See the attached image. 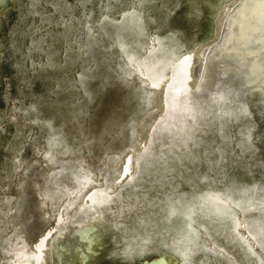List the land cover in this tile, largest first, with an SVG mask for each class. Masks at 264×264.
Returning a JSON list of instances; mask_svg holds the SVG:
<instances>
[{
	"label": "rangeland",
	"instance_id": "1",
	"mask_svg": "<svg viewBox=\"0 0 264 264\" xmlns=\"http://www.w3.org/2000/svg\"><path fill=\"white\" fill-rule=\"evenodd\" d=\"M0 8V264L22 245L38 252L43 234H53L44 264H79L81 223L96 228L87 264L155 256L264 264L257 0H2ZM227 18L229 36L216 44ZM187 53L188 83L176 65ZM166 98L186 100L191 114ZM74 184L80 191L64 209ZM91 191L93 213L83 205ZM252 220L260 243L247 232Z\"/></svg>",
	"mask_w": 264,
	"mask_h": 264
},
{
	"label": "bare ground",
	"instance_id": "2",
	"mask_svg": "<svg viewBox=\"0 0 264 264\" xmlns=\"http://www.w3.org/2000/svg\"><path fill=\"white\" fill-rule=\"evenodd\" d=\"M0 1H2V0H0ZM257 6H258V10H259L260 14L262 16H264V0H257ZM228 19L229 18H227L225 20V22L222 26L220 39L216 44L222 43L223 40H225L229 36V30L226 27V22ZM212 55H213L212 50H210L208 53H206V55L203 59V62L201 63V79H202V72H205L207 70V67L209 65V62H210ZM185 58H187V59H185ZM176 60H177L176 61L177 62V64H176L177 65V71L180 72V79H182V81H184V82L186 81V83H188L187 81L189 80L190 70H191L192 64H193V61L191 60V53L183 54L182 56L178 57ZM221 60H223L225 63H230V61H229L230 59L227 56H221ZM153 63H154V58L150 57L148 59V63L146 65V67H149V65H152ZM146 67H145V69H146ZM144 75H146V74H144ZM158 84H159L158 80L152 79L150 81L151 88H156L158 86ZM197 88L200 89V84L197 85V87L192 92V96L195 99H199V98L203 97V94H201L200 91L199 92L196 91ZM205 100L208 101V100H210V98L205 97ZM165 103H166L167 107L169 106L171 108L178 109V110H180V111H182L188 115L191 114L190 105L188 104V102L186 100H183L181 102H176L173 99L166 98ZM125 163H128V158H127ZM124 165L121 169L120 175L118 176V178H119L122 174H125L123 179L121 180V182H123V180L128 176V174L131 173V171L127 174L124 172ZM129 169H131L130 163H129L128 170ZM261 187L262 186L260 184L255 185L254 193H257V191H259V189ZM79 191L80 190H78V187H76V184H74V186L71 189H67L66 197H68V200H66V202H65L64 209L67 208V206H69L71 204V202H72L71 200L76 199V196L79 193ZM85 195H86V199H85V202L83 204L84 207H87L89 212H91V213L95 212L97 210L98 206H100V203H98L99 202L98 192L97 191H91V192H87ZM220 196H222V195L214 194V197L216 198L217 201H225V197L227 199H229L227 196H224V197H220ZM221 198L224 200H222ZM250 222L248 221L246 223L247 232L255 241L260 243L259 239L257 238V233L260 232L261 223L258 220H256V221L252 220ZM95 230H96L95 226L93 224H90V223H81L78 225V227H76V234L78 237V241L80 244L83 245V248H81L79 250V253H78L79 264H87V262L89 261V251L91 249V246L93 244H96V241L94 240V234H93L95 232ZM52 235L50 237H48V235L43 234L40 237V239H37L36 247H37L38 252H31L32 249L29 250L24 245H22V248L19 250L18 253H16L15 259L11 260V264H44L45 260H46L45 257H43V260H40L41 259L40 257H41V255L42 256L44 255V252H43L44 248H46L47 245L49 244V240H50V238H52ZM140 264H167V262L164 259V257L155 256V257H152L150 259H147L146 261L142 260Z\"/></svg>",
	"mask_w": 264,
	"mask_h": 264
},
{
	"label": "snow or ice",
	"instance_id": "3",
	"mask_svg": "<svg viewBox=\"0 0 264 264\" xmlns=\"http://www.w3.org/2000/svg\"><path fill=\"white\" fill-rule=\"evenodd\" d=\"M220 2H222V3H227V0H220ZM262 43H264V39H262ZM185 59H187V58H185ZM206 74H207L206 71H205V72H202L201 83H203ZM261 83L264 84V80H262ZM239 88H240V89H244V88H245V85H244L243 82H241V83L239 84ZM196 91L199 92L200 89L197 88ZM131 159H132L131 156H129V157H128V163H125V165H124V172H125V173L128 172L129 163L131 162ZM139 160H140V158L138 157V158H137L138 165H139ZM129 179H131V177H129ZM93 231H94V230H93Z\"/></svg>",
	"mask_w": 264,
	"mask_h": 264
}]
</instances>
